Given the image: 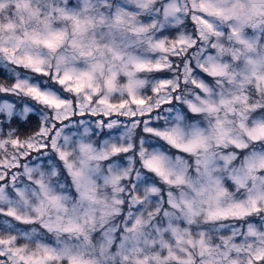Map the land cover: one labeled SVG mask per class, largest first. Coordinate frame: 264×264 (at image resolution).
<instances>
[{
  "label": "rangeland",
  "instance_id": "rangeland-1",
  "mask_svg": "<svg viewBox=\"0 0 264 264\" xmlns=\"http://www.w3.org/2000/svg\"><path fill=\"white\" fill-rule=\"evenodd\" d=\"M0 65V264H264V0H0Z\"/></svg>",
  "mask_w": 264,
  "mask_h": 264
},
{
  "label": "trees",
  "instance_id": "trees-1",
  "mask_svg": "<svg viewBox=\"0 0 264 264\" xmlns=\"http://www.w3.org/2000/svg\"><path fill=\"white\" fill-rule=\"evenodd\" d=\"M195 46H197V45L195 44L194 46H192L191 49H194ZM186 60H188L189 62H190V60H192V53L188 54L187 56H185L184 54H182L180 56L177 54H171V56H170V61H171L170 67H166V68L160 70V71H162L163 76L174 77V79H175L174 85H177V88H175L172 91L173 93H174V91L178 90V87H179V90L181 92H183L186 89L185 86L187 85V83H186V81H184L183 75L181 74V72H182L181 68L187 62ZM19 67L22 68L20 70H22L23 73H28V71H27L28 69L21 67V66H19ZM171 70H172V72H170ZM160 71H158V72H160ZM158 74L161 75L160 73H158ZM13 81H14V78H12V75H10L7 72V70L0 65V87L1 86L11 87ZM49 82H50V80H49ZM0 96L8 97V95L5 93H0ZM171 102L173 103V101H171ZM160 107H162V106H160ZM154 108H156V107H154ZM97 116H99V115H97ZM97 116H95L94 118H96ZM100 116H102V118L106 117L104 114H102ZM119 118L124 119L125 117L123 115H120ZM7 124H8V127L11 128V130L14 132V135L17 136L18 139L27 140V139L32 138L31 136H34L35 134H37L39 132L38 127L42 124V122H41V119L38 117L37 113L32 112V113L27 114L23 118H20L17 116L9 117ZM164 148L169 150V148L166 144L164 145ZM18 158L22 162L23 158H22L21 154L18 155ZM59 170H60V168H59ZM151 173L152 172L149 171L147 174L151 175ZM9 264H10V262H9ZM11 264H12V262H11Z\"/></svg>",
  "mask_w": 264,
  "mask_h": 264
}]
</instances>
